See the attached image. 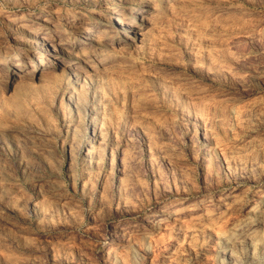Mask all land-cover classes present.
Wrapping results in <instances>:
<instances>
[{"label": "rangeland", "instance_id": "374dc122", "mask_svg": "<svg viewBox=\"0 0 264 264\" xmlns=\"http://www.w3.org/2000/svg\"><path fill=\"white\" fill-rule=\"evenodd\" d=\"M143 4L141 39L102 34ZM86 26L99 46L48 58ZM0 30L26 58L0 75V264H264V0H0Z\"/></svg>", "mask_w": 264, "mask_h": 264}, {"label": "bare ground", "instance_id": "6f19581e", "mask_svg": "<svg viewBox=\"0 0 264 264\" xmlns=\"http://www.w3.org/2000/svg\"><path fill=\"white\" fill-rule=\"evenodd\" d=\"M148 4V3H147ZM147 4L146 5H142L139 7L138 11L136 12H131L128 19L129 22L128 24H118L116 25V23H121V18L119 13H114V12H110V15L113 18V23L111 24V26L114 28L113 30L111 29H103L101 32L102 34H111L113 33V38H112V41L115 43V44H123L125 42H128L131 38H135V39H141L143 37V17L146 13L147 10H150L149 8H147ZM146 6V7H145ZM116 8H119V7H116ZM42 10H44L42 8ZM108 10V9H107ZM137 10V9H136ZM154 10V9H153ZM121 11V10H120ZM108 15V14H107ZM106 15V16H107ZM120 18V20L118 21L116 18ZM72 22H74V24L77 26L78 24L81 23V19L80 17L76 16L72 19ZM126 22V21H125ZM73 24V23H72ZM74 25V26H75ZM125 25H128L127 28H125ZM59 26H61L60 24L57 25H52V26H48V28L52 29L55 32H59ZM56 28V29H55ZM61 28V27H60ZM96 27H81L80 29L78 28H73L72 30L76 33V36L78 37H81L82 35H84L87 39L84 40V43H80L79 40H75L73 42H70V40H64V39H61L60 41H58V45H56L55 47H52V51H49L48 54H51V55H54V59L51 58V57H48L50 60L54 61V62H58L60 56H64L62 54L64 48H66V46H68V48L72 49V50H77V49H85V48H93L94 46H99L97 45L96 41H97V34L94 33L93 34V31L95 30ZM124 31V33H120V31ZM99 33V32H98ZM12 34V33H11ZM8 32L6 30H0V43L3 42V39H5L7 36H8ZM36 35V34H35ZM51 36V35H50ZM53 36H55V34L53 35L52 34V37L51 38H54ZM108 36V35H107ZM30 40H34L35 39V36H32L30 35L28 37ZM34 38V39H33ZM55 40V39H54ZM64 40V41H63ZM100 40H102L100 38ZM143 40V39H142ZM107 43V42H106ZM53 45V44H52ZM88 45V46H87ZM101 46V44H100ZM50 47V46H49ZM85 47V48H84ZM87 48V49H88ZM68 50V49H67ZM92 51V49H91ZM44 52L43 51H38V55H35L32 53V59H36L37 61H41V63H43V60H41L42 58V54ZM16 55H18L19 57H21L22 59H24L23 57H25L23 54H21L18 50H14V51H11L9 54H6V55H0V75L7 69H9L7 66H4L6 65L11 59L15 58ZM65 57V56H64ZM68 58V57H67ZM16 59V58H15ZM23 61H26V58L23 60ZM80 63V61L78 59H74V63L72 62V64H69L68 65V69H70L69 67H72V68H75L78 64ZM44 64V63H43ZM41 66V65H40ZM44 66V65H43ZM67 66V65H66ZM62 67H64L62 65ZM79 67V66H78ZM80 68V67H79ZM76 69V68H75ZM84 71V70H83ZM32 73H26V74H16L14 76V81L16 82H23L27 79H29V77L27 75H31ZM229 196H232V195H229ZM228 196V198H229ZM232 198V197H231ZM225 203V202H224Z\"/></svg>", "mask_w": 264, "mask_h": 264}]
</instances>
